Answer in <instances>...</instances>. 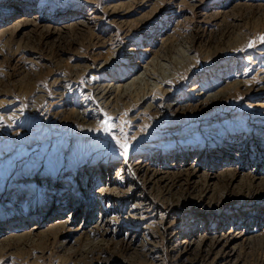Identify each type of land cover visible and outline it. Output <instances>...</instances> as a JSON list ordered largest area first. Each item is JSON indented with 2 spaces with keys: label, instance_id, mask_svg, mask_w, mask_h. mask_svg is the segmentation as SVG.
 I'll use <instances>...</instances> for the list:
<instances>
[{
  "label": "rangeland",
  "instance_id": "374dc122",
  "mask_svg": "<svg viewBox=\"0 0 264 264\" xmlns=\"http://www.w3.org/2000/svg\"><path fill=\"white\" fill-rule=\"evenodd\" d=\"M0 264H264V0H0Z\"/></svg>",
  "mask_w": 264,
  "mask_h": 264
},
{
  "label": "snow or ice",
  "instance_id": "6c2138e0",
  "mask_svg": "<svg viewBox=\"0 0 264 264\" xmlns=\"http://www.w3.org/2000/svg\"><path fill=\"white\" fill-rule=\"evenodd\" d=\"M112 120H113V118L109 117L107 120L102 121L101 129H98V131H103L104 133L111 136V134L113 132V128L116 127L115 125H113L111 123ZM112 139L115 140L116 145H118V149H123L122 154L126 155L129 151V148L131 147V145L125 141H122L121 139H119L117 137H112Z\"/></svg>",
  "mask_w": 264,
  "mask_h": 264
},
{
  "label": "bare ground",
  "instance_id": "6f19581e",
  "mask_svg": "<svg viewBox=\"0 0 264 264\" xmlns=\"http://www.w3.org/2000/svg\"><path fill=\"white\" fill-rule=\"evenodd\" d=\"M233 249H234V248H233ZM235 251H236V250H235ZM235 251H234V252H235ZM234 252H233V250H232L231 253H229V254H230V255H233ZM235 255H236V254H235ZM235 255H234V256H235ZM230 257H231V256H230Z\"/></svg>",
  "mask_w": 264,
  "mask_h": 264
}]
</instances>
